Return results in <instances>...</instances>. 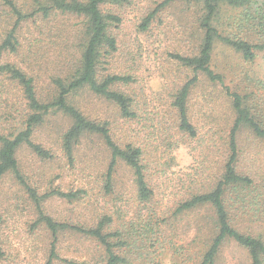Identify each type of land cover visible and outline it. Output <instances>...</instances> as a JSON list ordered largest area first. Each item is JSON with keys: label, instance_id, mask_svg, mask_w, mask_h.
<instances>
[{"label": "rangeland", "instance_id": "1", "mask_svg": "<svg viewBox=\"0 0 264 264\" xmlns=\"http://www.w3.org/2000/svg\"><path fill=\"white\" fill-rule=\"evenodd\" d=\"M16 1L22 5L29 0ZM163 2L127 0L120 5L103 7V10L117 15L121 23L113 30L116 51L102 58L99 72L102 75H128L138 82L130 87H119V90L135 95L134 108L139 113V121L125 124L113 104L95 96L87 88L74 92L68 98L69 103L87 119L107 123L113 140L119 146L132 140L146 148L145 157L150 164L152 186L155 188L150 207L155 208L158 214L159 210L170 213L180 200L195 190L187 175L194 169L209 168L211 178L213 172L217 174L220 171L235 118L226 91L199 75L188 99V114L204 143L190 141L175 146L174 142L179 137L170 104L177 90L193 77V72L170 56H190L198 52L201 34L197 20L202 12L201 7L193 4H168L156 13L148 28L142 30L143 20ZM7 11L0 4V14L5 12L3 15L7 16ZM239 12L222 7L220 15L213 21L214 26L226 36L233 35L234 20ZM39 19L24 26L21 38L27 45L36 39L38 26H46L44 36L38 37L30 52L24 53L26 66L40 71L41 81H44L46 76L65 68L75 54L72 32L78 20L60 14L51 16L45 24ZM1 24L0 37L8 28L4 18ZM251 40L254 41L253 38ZM211 68L223 77L224 86L231 92L242 95L254 93L264 98V89L261 88L264 86V52H258L253 62H246L240 54L215 43ZM47 90L46 84H41L39 96L48 98ZM70 125L71 120L65 115L50 114L34 134L33 140L54 155L52 160H42L27 148L18 151L21 172L29 186L42 197L38 207L12 175L1 178L0 246L3 257L0 264H68L70 261L102 264L100 249L93 241L68 228L52 234L41 214L58 224L88 227L94 225L107 208L116 212L113 215L116 224L135 219L142 210L133 201L132 170L120 160L113 175V193L105 196L104 174L110 152L99 137H83L74 149L73 163L67 162L61 138ZM237 141L240 152L238 171L261 183L264 181V144L253 140L245 128L239 131ZM198 181L202 182V178ZM79 190H85L87 194L72 201L54 194L56 191L69 193ZM211 213L206 207L186 212L172 218L171 222H159L161 243L155 247L159 248L158 264H195V255L191 256L197 250V244H192L195 223ZM156 220L154 218L153 223ZM240 226L247 232H261L264 237V223L261 221L246 217ZM223 257L227 264H249L233 243L225 245ZM134 264H145V261Z\"/></svg>", "mask_w": 264, "mask_h": 264}, {"label": "trees", "instance_id": "2", "mask_svg": "<svg viewBox=\"0 0 264 264\" xmlns=\"http://www.w3.org/2000/svg\"><path fill=\"white\" fill-rule=\"evenodd\" d=\"M125 2L127 0H29L21 5L16 0H0V4L8 9L7 16L3 15L5 12L0 14V25L3 18L8 25L0 37V180L7 174L12 175L39 206L42 197L27 183L20 170L17 154L21 148H27L42 160H52L54 155L50 150L36 143L33 137L37 129L44 125L48 115L60 113L71 120V125L61 138L62 152L67 162L73 163L74 149L83 137H99L110 152V161L104 174L105 196L113 193V175L120 160L132 170L135 189L133 201L145 211H139L135 219L118 221L116 224L113 216L116 212L107 208L94 225L88 227L58 224L41 214L42 221L52 234L56 235L58 231L68 228L93 241L100 249L102 264H134L143 261L145 264H158L159 248L155 247L161 243L158 235L162 233L158 223L171 222L172 218L176 219L186 212L209 207L212 213L197 219L195 223L192 244H197V250L191 254L195 255V264H227L223 251L228 243H233L246 256L249 264H264V237L261 232H247L240 228L241 221L246 217L264 223V181L258 183L253 176L238 171L240 152L237 141L239 131L245 128L253 140L264 144V98L254 93L242 95L231 92L224 86L223 77L211 68L215 43L240 54L246 62H253L258 52H264V0H164L141 24L142 30H146L156 13L168 4L183 3L201 7L202 13L197 20L201 34L198 52L190 56H170L193 72V77L177 90L170 104L176 135L179 137L174 142L175 146L190 141H198L201 145L204 143L188 114V99L198 83L199 75L226 91L235 115L220 171L217 174L213 172L211 178L209 168L203 166L194 169L192 174L187 175L195 185V190L180 200L173 211L168 213L159 210V214L150 207L155 188L152 186L150 164L145 157L146 148L132 140L119 146L113 140L107 123L87 119L68 101L71 94L87 88L95 96L113 104L125 124L139 121V113L134 108L135 95L119 90V87H130L138 82L128 75H102L99 72L102 58L116 51L113 30L121 23L117 15L103 10V7ZM224 6L240 11L234 20L235 33L231 36L224 35L213 24ZM57 14L78 20L72 32L76 52L65 68L61 67L41 81L40 71L26 66L24 53L30 52L38 37L44 36L46 26H38L37 37L31 43L26 37L27 45L21 38V31L25 25L37 21V18L45 24ZM41 84H46L48 88L49 97L46 99L39 96ZM261 88L264 89V86ZM198 178H202V182ZM54 194L72 201L87 193L79 190L69 193L56 191ZM148 206L150 208L147 209ZM154 218L157 219L155 223ZM2 257L0 246V263ZM68 264L84 263L70 261Z\"/></svg>", "mask_w": 264, "mask_h": 264}]
</instances>
